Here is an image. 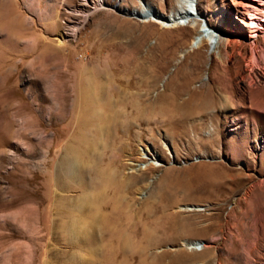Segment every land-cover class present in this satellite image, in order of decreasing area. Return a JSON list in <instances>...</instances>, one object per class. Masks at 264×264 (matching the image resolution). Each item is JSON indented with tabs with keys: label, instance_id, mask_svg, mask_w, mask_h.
Listing matches in <instances>:
<instances>
[{
	"label": "rangeland",
	"instance_id": "rangeland-1",
	"mask_svg": "<svg viewBox=\"0 0 264 264\" xmlns=\"http://www.w3.org/2000/svg\"><path fill=\"white\" fill-rule=\"evenodd\" d=\"M174 2L0 0V264H264V34L242 0L164 26ZM216 26L237 42L215 50ZM97 71L139 94L109 155L153 224L124 245L95 241L92 192L63 172Z\"/></svg>",
	"mask_w": 264,
	"mask_h": 264
},
{
	"label": "bare ground",
	"instance_id": "bare-ground-1",
	"mask_svg": "<svg viewBox=\"0 0 264 264\" xmlns=\"http://www.w3.org/2000/svg\"><path fill=\"white\" fill-rule=\"evenodd\" d=\"M262 1L242 0V8L248 17V25L252 29V38L258 31L261 35L264 34V19L258 18L259 12H264L262 5L264 1ZM174 3L175 5L168 13L156 12L158 22L164 26L180 25L181 22L187 20L188 15L194 14L193 8L196 14L201 15L203 13L199 6V0H175ZM214 30L216 35L210 44L215 50L219 44L227 49L229 45L237 42L235 38L217 26ZM257 46L258 43L255 39L249 43L251 57H253L248 64L250 71L259 64L257 63L258 54L255 51ZM215 52L219 53L218 51ZM261 57L264 60V52ZM97 72L96 74H88L85 79V86L77 93L78 106L84 125L79 126L80 129L76 133L77 142L69 147V152L63 158V172L66 176L78 179L77 185L82 188L81 190L87 191L88 188L92 192L93 197L87 201L90 204L87 205L88 210H90L89 214L91 217L96 215L100 217V227L99 230L97 229L95 241L106 238L108 242L124 245L132 240L138 241L141 228L150 224L153 216L150 209L142 211L133 207L130 202L131 197H128L135 186L133 178L131 175L123 176L120 165L113 159L114 155L112 157L109 155V152L113 150L112 139L126 136L135 126L134 120L142 118L141 109L136 104L139 94L130 90L134 86L131 82H118L117 78L110 79L109 77H105V81H103V74ZM92 74H95L96 78ZM85 123L93 124L92 130L97 138H100V141L96 137L93 140L89 139V136L83 131ZM91 142L93 147L100 146L101 150L92 149L90 147ZM90 155H93V161L89 159ZM72 166L76 169L75 171ZM87 176L92 179L91 183L86 181ZM88 225L87 227H90L91 223ZM190 244L193 245V242Z\"/></svg>",
	"mask_w": 264,
	"mask_h": 264
}]
</instances>
